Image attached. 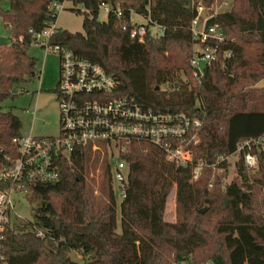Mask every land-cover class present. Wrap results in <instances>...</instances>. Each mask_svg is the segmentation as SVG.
<instances>
[{"label": "trees", "instance_id": "trees-1", "mask_svg": "<svg viewBox=\"0 0 264 264\" xmlns=\"http://www.w3.org/2000/svg\"><path fill=\"white\" fill-rule=\"evenodd\" d=\"M47 1L0 0V17L10 31V41L0 43V102L15 94L16 84L38 74L34 57L26 52L28 29L40 30L51 18ZM72 1L91 9L109 1L119 4L121 13L110 12L103 21L85 15L83 32L58 27L51 42L100 63L118 79L120 93L133 94L156 110H182L200 118L199 141L192 148L195 159L205 164L191 180L190 165H175L159 148L132 142L121 154L129 174L118 205L112 188L102 182V201L85 181L90 147L75 151L69 160H60L58 181L37 183L27 196L33 219L7 228L3 252L9 264H197L202 248L209 251L202 258L213 264H264V150L258 149L255 170L245 167L240 156L237 177L226 183L227 161L210 164L264 132V0L239 5L234 0L231 9L208 20L228 35L223 47L231 56L213 61L199 76L190 65L196 42L190 24L199 0ZM214 1L201 0L206 6ZM131 10L149 13L163 33L148 29L141 41L130 37ZM259 81L261 86H252ZM20 125L10 108L0 106V157L14 151L10 139ZM109 168L107 159L110 183ZM173 183L177 216L169 222L164 205ZM210 241L216 245L209 246ZM73 250L81 261L71 257Z\"/></svg>", "mask_w": 264, "mask_h": 264}, {"label": "built area", "instance_id": "built-area-1", "mask_svg": "<svg viewBox=\"0 0 264 264\" xmlns=\"http://www.w3.org/2000/svg\"><path fill=\"white\" fill-rule=\"evenodd\" d=\"M69 1L72 9L80 5L90 19H98L100 12L106 16L110 12L121 13L120 5L112 6L109 1H101L91 9L72 0H48L46 7L51 18L45 20L40 30L28 29L31 43L40 44L45 51H54L59 57V78L55 87L59 132L57 135L14 134L10 139L14 151L4 152L0 157V264H9L3 252L5 232L21 222L18 208L24 202L22 198L28 196L37 183L58 181L61 177L60 160H69L75 151L84 147L106 149L111 181L116 185L115 194L120 199L125 196L129 174L127 161L121 154L132 142L159 148L165 159L175 165H190L191 180L199 176L205 164L203 160L195 159L192 148L199 141L200 118L182 110H156L144 105L133 94L120 93L118 79L100 63L51 42V36L59 27L57 15L67 8ZM214 2L206 6L199 0L194 5L190 24L196 40L190 57L194 74L198 69L201 75L213 61L231 56V50L223 47L228 35L219 23L208 21L219 12L213 7ZM129 18V35L132 38L143 40L148 29L153 35L163 33V26L153 21L149 13L131 10ZM122 27L127 28L126 24ZM17 39L21 41L23 37L20 35ZM259 148L264 150V132L244 139L233 152L220 154L218 160L210 164L215 166L223 160L229 164L232 156L235 170L236 160L241 156L245 167L255 170L258 168ZM229 179H225V183ZM212 184L210 179L207 185L210 187ZM36 235L42 236L43 231L36 229Z\"/></svg>", "mask_w": 264, "mask_h": 264}, {"label": "rangeland", "instance_id": "rangeland-1", "mask_svg": "<svg viewBox=\"0 0 264 264\" xmlns=\"http://www.w3.org/2000/svg\"><path fill=\"white\" fill-rule=\"evenodd\" d=\"M241 3H244V0H239L237 4L239 5ZM2 5L7 6L8 4L2 1ZM233 5L234 0H216L213 7L217 8L219 12H222L231 9ZM66 7V9H63L58 13L56 24L69 31L83 32L82 21L85 12L82 11V7L76 5V9H72L71 7H73V5L70 1L66 3ZM137 18L141 17L137 15ZM105 19L106 14L100 12L98 20L103 21ZM9 41V28L4 25L2 18L0 17V43H8ZM26 52L34 57L35 67L39 76L27 78L25 81L16 84L15 94L1 101L0 106L2 109L10 108L19 117L21 123L19 133L31 132L36 135H57L59 132V111L55 87L59 78L58 54L54 51H45L44 47L37 43L29 44L26 48ZM262 84L263 82L259 81L252 86H261ZM161 87H166V84H162ZM91 151L92 156L85 173V181L90 187H92L93 193L97 198L105 201V194L100 193L102 182L106 189L112 188L114 193V188L117 189L112 181L109 183L105 174L106 161L108 159L107 151L106 149H91ZM229 159L230 170L226 177H237L232 165L234 157L231 156ZM22 200H24V202L18 208V211L22 216L20 220H32L31 203H29L27 196H24ZM119 200L121 199L117 194L118 205ZM220 215L221 213L216 214L212 218L215 220L220 217ZM176 216L175 183H173L165 200L163 217L166 221L174 222L176 221ZM117 220V229H119V215ZM215 245V241H210L209 246ZM198 251L201 258L196 256L199 259L197 260V262H199L197 264H213L211 258H202V254L209 252L207 248H202ZM70 255L75 260H82L79 251H70ZM177 264H187V262L180 261Z\"/></svg>", "mask_w": 264, "mask_h": 264}, {"label": "water", "instance_id": "water-1", "mask_svg": "<svg viewBox=\"0 0 264 264\" xmlns=\"http://www.w3.org/2000/svg\"><path fill=\"white\" fill-rule=\"evenodd\" d=\"M196 75L199 76L200 75V72L198 71V69H196ZM205 207L201 208V211H204ZM117 264H128V263H125V262H118ZM133 264H139L138 262H135Z\"/></svg>", "mask_w": 264, "mask_h": 264}]
</instances>
